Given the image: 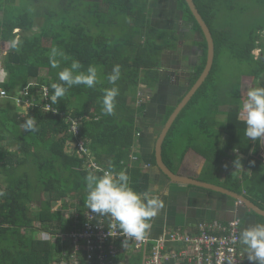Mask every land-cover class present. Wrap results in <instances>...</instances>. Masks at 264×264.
<instances>
[{
  "label": "trees",
  "instance_id": "obj_1",
  "mask_svg": "<svg viewBox=\"0 0 264 264\" xmlns=\"http://www.w3.org/2000/svg\"><path fill=\"white\" fill-rule=\"evenodd\" d=\"M152 1L0 0V74L3 72L6 75L5 80H0V91L5 90L7 94L0 98V264H60L64 249L62 245L68 243L60 236L54 240L39 239L35 237L36 232L54 237L57 232L68 234L75 226L83 227L85 213L89 211L86 206L85 177L89 173H103L88 169L86 154L74 149L78 139L85 141L95 162L104 170L110 169L115 173L124 170L130 177V186L136 192H149V173L139 167L128 166L135 143L133 131L138 133L142 128L138 118L147 106L144 103L134 106L137 102L134 89L141 84L149 87L150 83L157 84L158 80H169L174 76L170 69L163 68L174 65L170 50L177 48L178 40L182 37L177 30L162 28L166 13L179 9L177 11H181L184 19L193 24L194 30L205 37L186 0H173L176 4L172 10L167 6L168 0H154V5ZM194 2L212 33L215 58L207 80L179 114L167 135L163 157L171 168V156L176 153L169 145V136L187 107L205 96H210L215 104L223 103L218 99V94L210 93L208 86L215 80L218 69L216 62L224 50L222 43L225 39H231L232 34L235 36L236 44L230 54L236 53V59L242 65L250 63L251 70L247 75L256 82L263 78L257 85L264 86V16L245 33H241L233 27L229 32L217 28L212 15L215 8L239 11L241 15L253 11L256 6L264 10V0ZM186 11L190 20L186 17ZM116 29H130V32L127 30V36H119L120 31L116 32ZM138 35L140 40L136 39ZM167 35L171 37L170 40ZM17 37L20 41L18 50L13 49L10 43ZM244 38L245 42L239 43L238 40ZM111 40L116 46L110 44ZM198 43L206 48H202L200 62L188 71H192L189 73V89L202 74L208 58L206 37ZM151 44V51H147V45ZM53 47L62 50L67 57H57L59 67L56 68L51 66L49 59ZM236 47L238 50H235ZM257 48L261 49L258 57L254 54ZM140 54L145 57L141 58ZM73 59L81 63L83 72L87 71L88 66H95L99 82L93 88L73 86L64 97L51 103L50 97L54 94L51 85L62 83L58 73L70 67ZM115 65L122 67L120 79L114 85L107 77ZM126 66L130 69L124 70ZM176 67L173 66L171 70ZM43 70L44 74L41 73ZM241 77L223 127L233 138H237L239 151L244 152L245 147L241 142L245 138L246 124L240 119V106L247 95L242 97ZM121 82L125 88L119 89L117 83ZM28 85L29 93L23 96V89ZM166 86L158 87L157 90L167 92L170 88L165 89ZM112 87L121 90L116 98L118 114L106 115L102 110V98L104 89ZM44 88L48 89L47 97L44 96ZM123 89H127L130 94ZM19 99L28 105L18 103ZM174 110L175 106L169 109L165 121ZM208 110L203 109L205 113L211 114V109ZM30 118L37 121L38 130L35 132H27L23 127ZM71 119L79 120L77 135L70 131ZM121 120L123 122L119 124ZM70 146L73 148L67 149ZM256 147L255 154L258 155V145ZM185 155L184 152L180 154L179 162ZM247 165L253 171L251 176H245L246 182L249 177L253 184V187L246 185L250 192L248 195L256 196L264 204V164L253 157L248 159ZM236 189L242 187L236 184ZM68 198L71 203L66 201ZM53 203H61V208L55 210ZM260 208L264 209V206L260 205ZM68 209H74V213L65 218Z\"/></svg>",
  "mask_w": 264,
  "mask_h": 264
},
{
  "label": "crops",
  "instance_id": "obj_2",
  "mask_svg": "<svg viewBox=\"0 0 264 264\" xmlns=\"http://www.w3.org/2000/svg\"><path fill=\"white\" fill-rule=\"evenodd\" d=\"M214 47H215V43H214ZM240 83L242 86V78ZM144 87L146 86L144 85ZM176 104L177 102L172 103V105H176ZM224 104L227 105V102ZM215 105H216V109L218 110V111L216 110L217 112H219L220 107L225 106L223 105V103L215 104ZM226 121H227V117L224 120V123H226ZM138 133L141 134V136L138 137L140 138V141L139 142L137 141L136 144L132 146V152H131V155L136 156L138 160L135 161L133 164L130 158L129 163L133 164V168L139 167L144 172L149 173L150 196L153 198L161 199L164 203V207L163 209H161L158 215L154 217L151 221V228L148 230V235H147L150 238V240L147 243V245L141 248H136L135 245H133V243H129L128 247L125 248L123 247V245H120L121 240L116 239L113 241V244L115 245H108V246L117 247L119 251L118 255L114 256L109 253L104 261V264H146L145 260L150 256V252L156 245V242L154 241L155 239L157 240L162 237H165L167 234L174 231H178L183 234H191V232L196 233V230L192 228L199 222L219 221L222 223H228L229 221L237 217L241 219L240 222L241 232L247 228L259 224L256 217L248 214L245 211V209L241 208V205L239 208L238 207L239 204L235 203L234 199H230L220 193L211 190H206L200 187H194L190 185L182 186L166 178L159 171L156 165V159L154 161L155 140L157 135L156 134L153 135L152 131L150 130V135L147 136L145 133H143L142 129H140ZM215 133H218L219 138L221 137L220 139H223L224 141H227L226 138L231 136L230 133H227L226 131L218 132L215 130L212 132H207L204 134L207 143L206 140H203L202 146L194 147L186 151L185 152L186 155L184 156V159L180 162H179L180 159L176 161V159H174L172 155L171 159L173 166L172 168L169 167L168 165L167 166L175 174L179 176L191 178L193 180H197L202 183L216 185L234 193L236 192L240 193L239 190L236 189V184H239L243 189H246L247 184L250 187H253L252 180H250L249 177H247L249 181L246 182L245 180V176L246 175L251 176L253 172L251 167L247 165V161L250 158V156L254 155L253 157L257 158L258 160L261 161L262 164H264V156H262L263 154L261 155L260 153L261 139L255 142L251 140L247 142L246 140L247 137L246 138L242 137L244 141H242L241 143H243L245 147L244 152L239 151V146H237L238 141L236 140L237 144L229 148L231 149V152L224 155L226 156V158L224 159L222 164H218V165L216 164V166H214V169L216 171H208L205 177L203 178L201 177L207 164L206 154H204V152L202 151L204 147L205 149L210 148L208 149V151H213V152L215 151L216 153H219L222 158L224 157L220 152L222 148L217 149V147H219V143L218 144L215 143L213 139V135H216ZM219 138L216 139L219 140ZM234 139L237 138L234 137ZM224 143L226 144V142ZM225 144H223L222 146H224ZM256 145H258L259 148L257 153L258 155L255 154L257 149ZM80 146H82V148H80ZM86 147L87 146L83 139H78L77 142H75L74 144V149H77L79 153L84 152V154H86L88 159L86 166H88L89 164L95 162V159L90 149ZM70 148L73 147L72 146L69 148L67 147V149L69 150ZM191 151L197 154V157H199L197 161H200L196 163L194 167H192V163L185 164V159ZM237 155L244 158V161H241L243 167H239L238 169L234 167V163H233L235 160H237L236 158ZM227 162H230V164H228ZM174 166L176 167V170L173 169ZM99 167L101 168L100 171L102 170L105 171L104 168L101 167L100 165ZM219 167L223 168V171L225 172L224 177L220 176V171L218 170ZM88 169L91 170L89 166ZM244 183L246 184L244 185ZM246 191L250 193L247 189ZM93 214L96 215L97 219L100 220V223L104 226H108L112 221L111 217L109 216H98L95 213ZM82 229L83 227L78 228L75 226V229L71 230L69 233L74 231H81ZM56 234L62 235L63 236L62 239L68 243V245H62L64 249L60 255L61 258L60 264H100L101 261L97 257H94L93 259H88V257H86L88 252L87 249L85 248L86 245L83 241L80 242L81 249L80 252H78L75 257L73 253L75 244L70 242L69 238L66 237L67 234L60 232H57ZM174 249H175L174 247H171L168 250V253L172 254ZM168 264H179V263L172 260L168 262ZM252 264H254V262H252Z\"/></svg>",
  "mask_w": 264,
  "mask_h": 264
},
{
  "label": "rangeland",
  "instance_id": "obj_3",
  "mask_svg": "<svg viewBox=\"0 0 264 264\" xmlns=\"http://www.w3.org/2000/svg\"><path fill=\"white\" fill-rule=\"evenodd\" d=\"M170 1H173V0H168L167 6L170 8H174L176 2L173 1L172 3H170ZM155 3H156V1L153 0L152 5H154ZM181 6H182V8H184V4H182ZM208 11L210 13L213 12L212 15L215 18V22H214L215 26L217 28L221 29L222 31L224 30L226 32L231 31V29L233 27L234 29H238L241 33H245L250 27H252L254 25V23L256 21H258L261 18V16H264V10L259 8L258 6L253 8V11L248 12L246 15H241L239 11L227 10L226 8H220V9L215 8V9H213V11L208 9ZM188 15L189 14L186 11V17L188 20H190ZM0 18H1V15H0ZM163 18H165V17H163ZM163 18H161V19H163ZM180 18H181V13L179 11H177L176 9H173L170 12V16H169L171 26H173L174 23L175 24L178 23V19H180ZM122 22H124V21H122ZM151 24H152V22H151ZM190 28H191V25H190ZM185 29H188V28L185 26ZM110 30L113 31V29H109V31ZM127 30H128V32H130V29H127ZM127 30L124 29L123 31H120V29H116L115 31L116 32L120 31L118 34L119 36H121V35L127 36L128 35ZM187 31H190V30H186L184 39L186 38ZM15 32H17V31H15ZM191 32L189 33L190 35H191ZM193 32L195 33V36H193V37H195L197 39H199V35H200V37H203L201 34H197L196 30ZM136 39L140 40V36L139 35L136 36ZM167 39L170 40L171 37L169 35H167ZM182 39L183 38H181V40L178 42H181ZM245 40H246V38L239 39L238 41H239V43L240 42L243 43V42H245ZM235 42H236L235 36H233V34H232L231 39H225L224 42L222 43L224 50L221 51V54H219L220 57L217 59V62H216L218 69H217V72L215 75V80H214V82L210 83L208 86L210 88L211 94H215V95L218 94L219 100L220 99L222 101L224 100L223 103L227 102V105H225L224 107L221 108V111H224V112L223 113L217 112L218 110L216 109V105H215L213 99L212 100L210 99V96H208V97L205 96V97L199 98V100L197 102H195L191 106L187 107L184 114L180 117L179 121L177 122L176 128L173 130L172 134L169 136L170 137L169 138V141H170L169 145H170L171 149L175 150L176 155H174V154H172V155H173V158L176 159V161H178L180 159V157H181L180 154L182 152L185 153L186 151H188L191 148L202 146L203 140H206L205 135H204L205 133L212 132L215 130L218 132H220V131L224 132L225 131V129L223 127V125H224V117L223 116H227V112L232 108L231 104L233 103L234 97L236 96V89L238 86L237 83L239 81V77L242 76L241 77L242 78L241 92L243 94V96H242L243 98L245 97V94L247 95V91L249 89L258 86L257 82L261 81L263 79V78H260V80H258L257 82L254 81L252 77H249L247 75V73L251 70V64L245 63L242 65L238 61V59H236V53L235 54L231 53L234 55V57L230 54V51L233 50L232 47H234V45L236 44ZM110 44H112L113 46H116V44H114V42L112 40H111ZM45 45H47V44H45ZM147 46H148L147 51H151L150 48H152L153 45L151 44V45H147ZM117 47L119 48L120 46H117ZM173 49H174V51H177V48L176 49L173 48ZM235 50H238V47H236ZM202 51H203V49H201V47L199 46L198 51L195 52L194 54L195 55L199 54V57H200L202 55ZM236 52L238 53V51H236ZM254 54L258 57L261 54V52H259V50L256 49L254 51ZM172 55H173L172 62H173L174 57H175L174 55H178V60H176V62H178V64H179V62H182V66H180V68L185 72H188L192 65H196L200 62L199 61L198 63H196V61L199 59H197V57H195V55L192 58L193 62L187 61V59H184L180 54L174 53ZM140 56L142 58L144 55L140 54ZM165 62L168 63L167 57H165ZM129 69H130V67L126 66L124 70H129ZM191 72H188V73H191ZM41 73L44 74L45 71L43 70V71H41ZM162 73H163V71H162ZM5 78H6V75L2 72L0 74V80L3 81V80H5ZM160 81L161 80H158V82H160ZM162 81H166V80H162ZM175 81H176V78H174L171 82L174 83ZM168 82H170V81H168ZM155 84L156 83H150V85L152 87L151 86L144 87V85L141 84L137 89L136 88L134 89V90H136L134 92L136 93V97H137V102L134 106L141 104V103H144L145 105H147L146 109L143 111L142 115L138 118V124L139 125H141L142 123H144V124H155L156 122L158 123L157 119H159V117H160V115H159V112H160L159 108L160 107L158 105L159 103H156V102L161 101V102H164V104H165V98L163 97L164 91L163 90L158 91L157 89H158V87H160V85H166L167 82L161 83V84L158 83L157 85H155ZM117 85L119 86V89L125 88L122 85V82L117 83ZM171 86H172V88H170V90H173L174 85H171ZM149 89L151 91H153L154 93H158L156 95V99L153 100L152 103L150 102L152 95L149 96V92H150ZM123 90H125L126 93L130 94L127 89H123ZM119 92L121 93V90H119ZM153 96H155V95H153ZM131 100H133V99L131 98ZM141 100L143 102H141ZM173 101L177 102L176 99H173ZM146 103H149V104H146ZM172 106H174V105H172ZM206 108L209 110L211 109L212 113L209 115H208V113H205L203 111V109H206ZM240 108H241V106H240ZM169 109L170 108H167V112L169 111ZM209 110H208V112H209ZM114 113L118 114L117 107H115ZM213 121L214 122L217 121V122L214 123ZM122 122H123L122 120L118 121L119 124H122ZM111 123L115 124L114 122H111ZM158 128L160 129L161 126ZM151 131H152L153 135H155L156 132H158V130H156V131L151 130ZM227 132H229V131H227ZM136 133H137L136 131H135V133L133 131L134 141H135L134 144H136L137 141L138 142L140 141V138L136 137ZM230 135H231V133H230ZM244 136H245V138L247 137L245 134H244ZM216 138H219V135H213V139H214L215 143H217V144L219 143V147H217V149L222 148V150L220 151L222 156L230 153L231 149H229V148L233 147L237 144L236 140L232 137V135L227 138V141L220 139L221 137L219 138V140ZM229 141H230V143H229ZM249 141H250V139L247 137V142H249ZM224 142H226V144ZM206 143H207V140H206ZM223 144H225V145L222 146ZM220 146H222V147H220ZM208 149H210V148H208ZM208 149H205V147L202 149L204 154H206V158H207V164H206V167H205L203 174L201 176L202 178L205 177V175L208 171H216L214 169V166H216V164L217 165L222 164V162L226 158V156H224L222 158L219 153H216L215 151L214 152L208 151ZM248 150H249V147H248ZM216 151H218V150H216ZM260 153H261V155L263 154L262 156H264V139H261ZM253 156L254 155L250 156V158H252ZM198 158L199 157H197V154H195L194 152L191 151L185 159V164L186 163H192V167H194L196 165V163L200 162V161H197ZM236 158L239 159L240 162L244 161V158H242L241 156L237 155ZM227 163L230 164V162H227ZM221 168L222 167H219L218 170L220 171V176L224 177L225 172L223 171V168L222 169ZM173 169L176 170V167L174 166ZM215 183H217V182H215ZM245 184L246 183H244V185ZM239 192L242 194H245V196H249V198L252 199L251 202L253 204H255L256 206H258L259 208H260V205L264 206L263 202L260 201L256 196L253 197V196L248 195V192L246 191V189H243V188L239 189ZM66 201H69V203H71V199H69V198ZM77 203L80 205L79 201H77ZM240 205L241 204L238 205L239 208H240ZM52 206L56 210V209L61 208V203H53ZM245 207L247 209H249L247 206H245ZM241 208L245 209L244 206H241ZM74 209H72L73 211L69 210V209L66 210L64 217L66 218L71 213H74ZM89 213H92V212L89 211ZM250 215L254 216L252 213H250ZM259 221H261V220H259ZM261 222L264 223L263 220ZM59 236L62 237V235H57V237H59ZM35 237H37L39 239H46V240H51V239L54 240L56 238V236L52 237V235L41 232V231L36 232Z\"/></svg>",
  "mask_w": 264,
  "mask_h": 264
},
{
  "label": "clouds",
  "instance_id": "obj_4",
  "mask_svg": "<svg viewBox=\"0 0 264 264\" xmlns=\"http://www.w3.org/2000/svg\"><path fill=\"white\" fill-rule=\"evenodd\" d=\"M10 43L13 49L18 50V45L20 44L18 38L11 40ZM257 50L261 52V49L257 48ZM57 57L67 59L66 54L62 50L53 47L49 54L50 63L53 68L59 67V60L56 59ZM81 68V63L73 59L70 67H65L58 73L59 80L62 83H53L51 85L54 90V94L50 97L51 103H56L58 99L64 97L68 89L73 86L84 85L88 88L96 86L99 82L97 68L90 65L86 72L81 71ZM120 76L121 66L115 65L112 73L109 74L107 78L110 83L115 85L120 79ZM32 85L33 84H31V86ZM118 95V87L104 89L102 98V110L104 114H114ZM240 110L242 112L240 119L245 121L246 124L245 135L254 142L264 139V86H257L249 89L247 91V99L242 103ZM78 121V119L70 120V131L76 135L79 133ZM36 122L34 118L28 119L23 125L25 131H37ZM136 136L139 137L141 134L137 133ZM130 158L133 164L138 160L136 156H132L131 154L129 159ZM233 163L236 169L243 167L239 159L235 160ZM133 164L128 163V166L132 167ZM85 181L87 188V208L98 216L111 217V219L118 224L120 236L125 238L123 247L127 248L130 241L144 240L147 238L152 219L156 217L164 207V203L161 199L151 197L150 193L147 191L143 193L136 192L130 186V177L124 170L115 173L109 169L103 171L102 175L89 173L85 177ZM236 194L252 200L249 196H245V194L237 192ZM224 196L233 199L230 196ZM234 202L244 206L243 203L235 199ZM97 221L100 222L98 219ZM109 235L113 237L110 231ZM239 240L240 244L244 246L249 261L254 262V264H264V223H259L243 230L240 233Z\"/></svg>",
  "mask_w": 264,
  "mask_h": 264
},
{
  "label": "built area",
  "instance_id": "obj_5",
  "mask_svg": "<svg viewBox=\"0 0 264 264\" xmlns=\"http://www.w3.org/2000/svg\"><path fill=\"white\" fill-rule=\"evenodd\" d=\"M29 86L23 91V96L29 93ZM6 91H0V98L6 97ZM44 96H48V89L44 88ZM18 103L28 105L23 100ZM82 148V146H80ZM92 171L101 170L95 162L89 164ZM103 171V170H102ZM192 229L196 233L183 234L178 231L170 232L165 237L155 239V247L150 252V256L145 260L146 264H168L170 261L179 264H252L247 258L243 246L240 244L241 223L235 217L228 223L219 221H204L197 223ZM109 231L113 237L109 235ZM66 237L74 243V255L80 252L81 241L85 243L88 259L97 257L104 264L108 254L118 255V248L108 245H115L113 241L120 239L123 245L124 237L120 236L118 224L111 221L108 226L102 225L97 221L96 216L88 211L85 213V222L81 231H74ZM63 238V236H62ZM147 236L144 240L130 241L136 248H141L149 242ZM174 247L172 254L168 250ZM74 257V258H75Z\"/></svg>",
  "mask_w": 264,
  "mask_h": 264
},
{
  "label": "flooded vegetation",
  "instance_id": "obj_6",
  "mask_svg": "<svg viewBox=\"0 0 264 264\" xmlns=\"http://www.w3.org/2000/svg\"><path fill=\"white\" fill-rule=\"evenodd\" d=\"M172 9L173 8H171V10ZM176 10H179V9H176ZM179 12L181 13V18L178 19V23H176V24L174 23L173 26H171V24H170V20H169L170 14L169 13H166L165 15H167V19L164 20V24H163L162 28H167V29H171V30H174V31L177 30V32L183 38L181 42H178L177 51H174V49H171L170 50V53L171 54H174V53L180 54L184 59H187V61L193 62L192 61L193 60L192 58L195 55L194 53L198 51L199 46L201 47V49L202 48H206L205 45L202 46V45H199V43H198V41L199 42L200 41L203 42L205 40V37L204 38L203 37H200V35H199V39L193 37V36H195V33L193 32V31H195L194 28H193L194 27L193 24L190 21L185 20L184 17H183V13L181 11H179ZM190 25H191V28H190ZM185 26L188 29H185ZM186 30H190V31H187L186 38L184 39ZM190 32H191V35L189 34ZM178 41H180V40H178ZM207 50H208V43H207ZM174 56L175 57H174V60H173V63H174L173 66L176 67L178 65L176 67V69L175 70H171L170 65H166V68H163V69H170L169 71H172L174 73V76H172L173 78L172 79H169V80L166 79L167 81H162L161 80L159 82V83L167 82V84H166L167 86H166L165 89H167V87L168 88H172L171 85H174V88H173V90H170L169 89V90H167V92H164L163 97L165 98V104H164V102H161V101L156 102V103H159L158 105L160 107L159 108L160 109V112H159L160 117H159V119H157L158 120V123L156 122L155 124H144V123L141 124L142 125V128L141 129H142L143 133H145L147 136L150 135V130H153V131L158 130V132H156L157 137H156V140H155V149H156V145H157V142L159 140V137H160V135L162 133V130H163V128H164L167 120L169 119L168 118L165 121L166 113H167V108H171L172 107V103L174 102L173 99H176L177 100V103H180L183 100V98L186 96V94L189 92V90L191 89V88L190 89L188 88L189 85H191V83L189 81L190 74L188 72L183 71L180 68L177 69L178 67L182 66V62H179V64H178V62H176V60H178V55H174ZM201 56L199 57V54H196L195 55V57H197V59H199V60L196 61V63L201 60ZM192 66H195V65H192ZM174 78H176V81L173 83L171 81ZM168 81H170V82H168ZM160 87H163V85H160ZM150 95H152V98H151V103H152V101L156 99L157 93L154 94L151 91V92H149V96ZM153 95H155V96H153ZM146 104H149V103H146ZM221 108L222 107H220L219 112L220 113H223L224 111H221ZM223 117H224V120H225L226 117H228V115L227 116H223ZM160 126H161V128L159 129L158 127H160ZM166 138H165L164 143H163V149H164V144H165ZM162 157H163V150H162ZM155 159L156 158L154 156V161H155ZM163 160H164V157H163ZM164 163H165V161H164ZM165 164L167 166V163H165ZM245 206L246 205L244 204L245 211L248 214L252 213L256 217V219L258 220V223H262L261 222L262 220L264 222V219L261 216L256 215L251 209H247ZM259 220H261V221H259Z\"/></svg>",
  "mask_w": 264,
  "mask_h": 264
},
{
  "label": "water",
  "instance_id": "obj_7",
  "mask_svg": "<svg viewBox=\"0 0 264 264\" xmlns=\"http://www.w3.org/2000/svg\"><path fill=\"white\" fill-rule=\"evenodd\" d=\"M189 8L191 9L192 13L194 14L197 22L200 24L201 28L203 29L204 35L207 39L208 43V58L206 66L196 81V83L191 87L189 92L186 94V96L183 98V100L180 103H177L175 106L174 112L171 114L169 119L167 120L162 133L159 137V140L156 145L155 149V158H156V165L159 168V170L162 172V174L168 178L170 181H173L174 183H177L182 186H194V187H200L206 190H211L223 195L230 196L231 198L235 199L236 201H239L243 204H245L249 209H251L256 215L261 216L264 219V209L259 208L255 204L251 202L248 198H245L244 196H241L239 194L230 192L229 190L208 184V183H202L197 180H193L191 178L179 176L175 174L166 164L164 163L163 157H162V150H163V143L165 138L168 135V132L172 128L173 124L175 123L176 119L178 118L179 114L182 112V110L189 104L192 97L196 94L197 90L202 86V84L205 82L207 77L209 76L213 63H214V55H215V47H214V39L212 36V33L210 32L209 27L207 26L206 22L203 20L201 14L199 13L194 0H186Z\"/></svg>",
  "mask_w": 264,
  "mask_h": 264
}]
</instances>
